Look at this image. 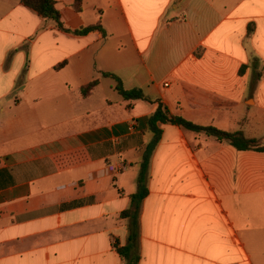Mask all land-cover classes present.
Wrapping results in <instances>:
<instances>
[{"label":"crops","instance_id":"0c3cea01","mask_svg":"<svg viewBox=\"0 0 264 264\" xmlns=\"http://www.w3.org/2000/svg\"><path fill=\"white\" fill-rule=\"evenodd\" d=\"M53 1L104 35L0 0V264H123L145 159L138 264H264V152L148 128L264 140V0Z\"/></svg>","mask_w":264,"mask_h":264},{"label":"trees","instance_id":"16d2710c","mask_svg":"<svg viewBox=\"0 0 264 264\" xmlns=\"http://www.w3.org/2000/svg\"><path fill=\"white\" fill-rule=\"evenodd\" d=\"M25 8L35 12L43 20L53 21L58 30L69 33L73 36H85L91 32L98 31L104 35V31L99 23L93 26L82 27L77 30H69L64 27L61 22L59 12L55 7L53 0H17ZM74 8L80 11L79 0H76ZM103 77L111 78L115 82L114 89L117 94L126 101L142 100L150 102L148 98L144 96L141 90H124L121 81L114 75L102 74ZM98 84V80H94L81 89L83 96L88 95ZM158 124H171L182 128L187 131L195 133H205L208 137L214 138L218 142H226L230 146L234 147L237 151L253 150L258 152H264V146L260 145V142L256 139L245 138L241 132L228 133L218 130L213 127H202L195 125L180 116L171 115L167 109L158 103L155 112L148 119V128L154 134V142L156 143L161 135V130L158 128ZM147 160L142 163L141 169L137 178V193L130 196L131 207L129 210L121 214L122 217L130 218L129 235L127 245L124 247H118L116 243L113 248L120 256L123 264H138V226H137V206L147 195V189L145 187V172L147 169Z\"/></svg>","mask_w":264,"mask_h":264},{"label":"rangeland","instance_id":"374dc122","mask_svg":"<svg viewBox=\"0 0 264 264\" xmlns=\"http://www.w3.org/2000/svg\"><path fill=\"white\" fill-rule=\"evenodd\" d=\"M260 145L261 146H264V140L263 141H260Z\"/></svg>","mask_w":264,"mask_h":264},{"label":"built area","instance_id":"2783aa9c","mask_svg":"<svg viewBox=\"0 0 264 264\" xmlns=\"http://www.w3.org/2000/svg\"><path fill=\"white\" fill-rule=\"evenodd\" d=\"M110 170H113L112 168Z\"/></svg>","mask_w":264,"mask_h":264}]
</instances>
